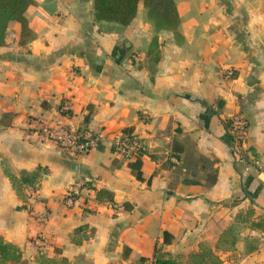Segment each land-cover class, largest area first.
I'll return each instance as SVG.
<instances>
[{
    "label": "crops",
    "instance_id": "crops-1",
    "mask_svg": "<svg viewBox=\"0 0 264 264\" xmlns=\"http://www.w3.org/2000/svg\"><path fill=\"white\" fill-rule=\"evenodd\" d=\"M93 1L33 0L32 38L7 25L0 240L20 256L0 264H264V0H174L175 30H157L142 1L127 25L97 20ZM234 113L248 122L242 161L227 132ZM43 125L103 142L67 154ZM121 133L145 152L115 153ZM77 181L89 190L67 204Z\"/></svg>",
    "mask_w": 264,
    "mask_h": 264
},
{
    "label": "built area",
    "instance_id": "built-area-1",
    "mask_svg": "<svg viewBox=\"0 0 264 264\" xmlns=\"http://www.w3.org/2000/svg\"><path fill=\"white\" fill-rule=\"evenodd\" d=\"M138 58V55H135ZM227 78L233 77L234 73L231 69L224 72ZM64 109L67 105L64 104ZM248 122L241 113H234L227 122V132L230 136V149L233 156L242 161L246 158V137ZM42 132L52 140L61 150L67 154L79 155L86 154L98 148L103 142L101 132L87 129H78L70 126H51L43 125ZM145 141L134 133H121L113 137L111 148L115 153L124 159L136 158L142 155L146 150ZM88 191L89 188L84 181H77L66 188L64 192V200L67 204H72L81 191ZM40 220L43 215L39 216ZM36 243L42 247L46 245L43 238L36 239Z\"/></svg>",
    "mask_w": 264,
    "mask_h": 264
},
{
    "label": "trees",
    "instance_id": "trees-1",
    "mask_svg": "<svg viewBox=\"0 0 264 264\" xmlns=\"http://www.w3.org/2000/svg\"><path fill=\"white\" fill-rule=\"evenodd\" d=\"M140 1L147 9V16L153 20L157 30H175L177 28L179 14L174 0H94V16L97 20L114 21L127 25L136 15ZM32 2L33 0H0V45L4 43L8 23L13 20L20 24L22 38L33 37L24 14ZM96 198L99 201L113 202L112 192L105 189L98 190ZM19 256L20 253L16 247L0 240V259L2 261H16ZM155 261L160 264H173L171 260L157 258Z\"/></svg>",
    "mask_w": 264,
    "mask_h": 264
}]
</instances>
